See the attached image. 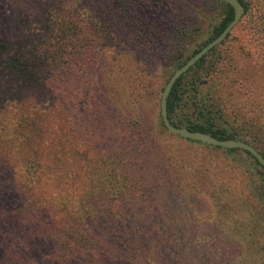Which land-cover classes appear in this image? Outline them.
Returning a JSON list of instances; mask_svg holds the SVG:
<instances>
[{
	"label": "trees",
	"instance_id": "1",
	"mask_svg": "<svg viewBox=\"0 0 264 264\" xmlns=\"http://www.w3.org/2000/svg\"><path fill=\"white\" fill-rule=\"evenodd\" d=\"M211 1L202 0V7L219 10L223 18L191 55L233 19L229 5ZM239 1L245 9L240 22L252 32L256 56L221 51L229 34L176 81L167 114L176 127L241 140L264 157V0ZM139 3L134 9L131 0H0V175L11 173L21 180L28 206L48 201L72 219L89 214L106 241L120 248L122 263L117 264H186L182 240L173 233L168 237L163 231L146 230L148 218L133 209L155 206L153 213L157 211L148 194L152 187L164 190L171 185L177 195L196 190L187 171L191 164L183 155L187 143H201L170 134L160 110L150 122L165 131L163 137L142 126L146 109L142 118L140 112L127 117L120 131L114 126L123 107L134 112L137 101L144 99L135 82L136 73L147 71L144 57L159 51L172 31L180 35L181 53L198 23L193 18L188 28L179 25L181 9L173 1L163 21ZM223 150L245 153L264 171L250 153ZM232 216L239 235L245 225L238 215ZM66 223V242L74 247L70 254H77L74 251L84 245L71 231L75 225ZM89 244L97 249L94 238ZM243 247L254 261H264V234L262 242L250 234Z\"/></svg>",
	"mask_w": 264,
	"mask_h": 264
},
{
	"label": "rangeland",
	"instance_id": "2",
	"mask_svg": "<svg viewBox=\"0 0 264 264\" xmlns=\"http://www.w3.org/2000/svg\"><path fill=\"white\" fill-rule=\"evenodd\" d=\"M172 1L175 2V7L179 6L178 8L181 9L178 24L188 28L186 23L194 18L198 26L193 27L191 31H195L196 34L192 41L186 43L181 53L177 45L180 35L172 31V35L164 37L159 51L144 55V69L147 71H144L143 75L139 73L135 75V82H138L137 89L143 92L144 99L137 101L138 110L134 112H129V106L122 108L118 115V124L114 126L116 130L120 131L127 119L134 117L133 113H141L142 109H146L148 117L145 119L149 122L146 120L141 122L142 126L146 131H150V134L154 131L156 135L162 137L165 135V131L159 128L157 122L155 128L150 121L156 120L161 93L177 67L175 63L176 61L180 64L184 63L192 52L211 36L213 27L223 18L219 10L214 12L205 10L202 7L204 5L202 0H144V3L142 0H131L134 9H138L137 4L140 2L146 12L152 10L151 13L161 21L170 14ZM208 1L210 3L211 0ZM158 8L161 11L154 12ZM150 16L152 15H148ZM155 19L156 17L150 18V20ZM225 49L241 58L243 52H250L253 58L256 56L257 43L252 37V32L247 30L242 21L231 31L221 51ZM135 97L138 98L137 95ZM188 102L192 109L195 108V100L192 96L188 98ZM133 120L136 121L135 118ZM112 139L114 140L115 136ZM186 145L188 149L183 156L184 159H188L187 163L191 164V168L187 171L191 173L190 180L196 190L189 194L177 195L172 192L171 185L164 190L152 187V194L151 192L148 194L155 204L157 203L156 208L159 209L157 208L155 213H153L155 206L150 207L149 211L133 209L137 215L148 218L144 221L145 229L153 232L163 231L168 237L173 233L180 238L182 243L179 244L185 249L182 263L264 264L263 260L254 261L250 250H245L243 247L250 239V234H256V240L262 242L264 171L241 151L230 154L223 149H213L204 144L187 143ZM106 146L102 145L103 158L107 153ZM16 170L17 168L15 172ZM28 203L30 200L23 191L21 180H17L15 174L11 173L0 175V264L122 263L118 258L120 248L115 242L106 241L100 225L94 223L89 214L87 217L77 216L76 219H72L65 211H61L62 208L53 207L48 201L43 205L34 206H28ZM226 204L232 208H226ZM162 206L163 209L160 210ZM224 210L226 213L221 214ZM232 215H238L240 223L245 225L239 235L233 227ZM152 217L154 219H151ZM67 221L75 225L71 231L82 240L84 245L83 249L74 251L77 254H70L74 247L70 248L66 242ZM91 238L98 243L96 245L98 250L89 244ZM102 249L105 255L102 254ZM87 252L94 255H87ZM188 252L194 256L187 259ZM116 257L119 260H115Z\"/></svg>",
	"mask_w": 264,
	"mask_h": 264
},
{
	"label": "water",
	"instance_id": "3",
	"mask_svg": "<svg viewBox=\"0 0 264 264\" xmlns=\"http://www.w3.org/2000/svg\"><path fill=\"white\" fill-rule=\"evenodd\" d=\"M220 1L229 5L233 9V19L227 24V26L217 37L208 41L195 54L191 55L184 63H182L179 67H176L175 71L165 84L160 97L159 110L162 119V124L170 134L178 136L185 140L199 142L204 145H211L223 149H240L246 151L250 153L264 169V157L260 154L258 150H256L248 143H245L241 140H220L207 133H203L200 131H190L186 128H179L172 125L168 118L167 99L176 81L191 67H193L202 57L207 55L211 49L221 44L231 33V31L238 25L245 13V9L239 0Z\"/></svg>",
	"mask_w": 264,
	"mask_h": 264
}]
</instances>
